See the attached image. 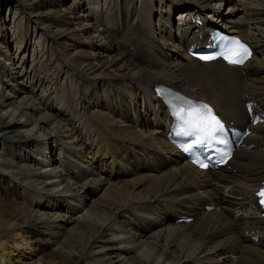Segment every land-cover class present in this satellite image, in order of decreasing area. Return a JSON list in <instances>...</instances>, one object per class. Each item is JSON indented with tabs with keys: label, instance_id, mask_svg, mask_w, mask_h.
Masks as SVG:
<instances>
[{
	"label": "bare ground",
	"instance_id": "6f19581e",
	"mask_svg": "<svg viewBox=\"0 0 264 264\" xmlns=\"http://www.w3.org/2000/svg\"><path fill=\"white\" fill-rule=\"evenodd\" d=\"M8 1L26 15L25 38L30 24L40 26L48 58L34 61L41 80L54 75L53 92L27 94L33 70L13 67L0 22V187L14 195L0 210V264L30 247L28 258L49 257L33 264H264V217L252 207L264 177V122L252 126L254 146L238 148L230 170L201 171L169 144L170 119L152 98L153 84L169 85L240 127L244 102L264 111V0H108L112 27L81 0L65 10V0ZM180 5L187 12L172 25ZM196 15L204 27L241 34L251 59L243 67L189 59L183 42ZM181 214L192 221L175 222Z\"/></svg>",
	"mask_w": 264,
	"mask_h": 264
},
{
	"label": "rangeland",
	"instance_id": "374dc122",
	"mask_svg": "<svg viewBox=\"0 0 264 264\" xmlns=\"http://www.w3.org/2000/svg\"><path fill=\"white\" fill-rule=\"evenodd\" d=\"M90 1V2H89ZM108 0H81V2H83V6L84 8L88 7L90 8V10L92 11V19H97V13L98 11H100V13L105 16L104 18H106V20L108 21V26L110 25L109 21H111V17L109 15V12L106 9V5L105 3ZM176 2V0H175ZM175 2H173V4L176 6ZM71 3V0H65L64 2L61 3L60 9L65 10L66 8H68L69 4ZM97 3V4H96ZM8 4H10V1L8 0H0V22L3 26V29L5 31V43L8 44V51L11 54V56L13 57V67L17 68V66L22 67V68H18V70L20 71H29V69L33 70V72L30 73V75L26 76V82L24 83L25 85L23 86L26 93L30 94L32 93L33 96L36 98V96H39L40 94H42L43 92L46 93L48 91L53 92V88L51 87V85H49V80H51L53 78L54 75V71L53 73H51L48 77L49 80L45 79L47 78V76L44 75L43 73V69L41 70V65H37L35 63V57L37 58H41V60H45L46 58H48V51L47 50H43L44 47V36L42 34V32L40 31V26L39 25H32L30 24V28H29V32H28V37L25 38V17L26 15L23 13L22 9L19 8L17 6V4H13L11 6H9ZM96 4V5H95ZM155 9L157 10L159 7L158 3H154L153 4ZM179 9H177L176 11L173 10V12L171 13L170 16V22H172V25H175V18L179 15V14H185L187 12V9L183 8V5H180L178 7ZM89 10V9H88ZM106 13V14H105ZM179 13V14H178ZM164 17H166V14L164 15ZM154 20L157 19V15L153 16ZM187 17H184L182 19L178 20V25L181 29L185 28V26H187V21H186ZM181 24V25H180ZM110 27H112L110 25ZM177 35V34H176ZM18 36V37H16ZM42 50L44 51V53L42 52ZM130 51L133 52L134 48L130 47ZM49 69L52 70V67H48ZM34 73V74H33ZM35 75V76H34ZM38 76V77H37ZM43 78L41 80V78ZM57 77V76H56ZM59 79V78H58ZM43 81L42 86H40V83ZM66 83H67V88H68V92L70 93L71 96H73V104L74 107H76L77 105V101H76V97L73 95L74 93V85L71 82V80L66 79ZM44 85V86H43ZM4 91V90H2ZM53 104L57 107V103L54 100ZM57 112V110L55 109L53 111ZM57 114V113H54ZM58 119H60L62 122L64 121L65 124L68 123L71 126L74 125L73 123V117L71 114H59L57 115ZM151 119H153V116H151ZM63 122V123H64ZM82 126V123H80ZM80 129V126H79ZM82 132L85 133V127L83 126L81 128ZM84 137H86L84 135ZM50 150H52L51 153V159L56 160V158H58V153L60 155V150H59V146H57L54 143H50ZM59 152H58V151ZM56 156V157H55ZM56 166H57V162H56ZM14 195H12L9 191L8 188L5 187V189L0 187V210H3L6 208V203L8 200H10L11 198H13ZM19 199H23V197H18ZM25 239H27V236L25 237ZM33 247H30L29 249H24L22 250L24 253V257H22V259H17L16 257H11V259L13 260L14 264H33L35 261H38L40 259H43L44 261H48V255L45 251L40 253V259L38 258H28L30 257V255L33 253L34 249L32 250ZM18 260V261H17ZM17 261V262H16Z\"/></svg>",
	"mask_w": 264,
	"mask_h": 264
},
{
	"label": "snow or ice",
	"instance_id": "6c2138e0",
	"mask_svg": "<svg viewBox=\"0 0 264 264\" xmlns=\"http://www.w3.org/2000/svg\"><path fill=\"white\" fill-rule=\"evenodd\" d=\"M217 47L218 51L215 54L200 55L199 59L210 61L222 57L229 64L241 65L251 55L247 47L238 40L219 37ZM161 98L173 117L176 135L192 138V143L184 146L183 151L191 152L198 145H223L224 150L220 152L221 160L230 156L228 130L208 103L171 91L165 92ZM193 163H199L201 168L207 167L206 164L195 159ZM257 196L260 197V204L264 205V188L257 193Z\"/></svg>",
	"mask_w": 264,
	"mask_h": 264
}]
</instances>
